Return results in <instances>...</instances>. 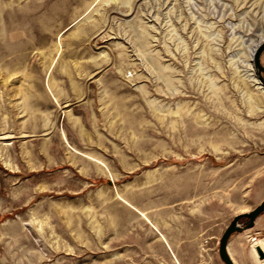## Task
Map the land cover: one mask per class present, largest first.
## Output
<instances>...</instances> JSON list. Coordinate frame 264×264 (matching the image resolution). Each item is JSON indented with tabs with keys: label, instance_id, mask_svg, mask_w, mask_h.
<instances>
[{
	"label": "rangeland",
	"instance_id": "1",
	"mask_svg": "<svg viewBox=\"0 0 264 264\" xmlns=\"http://www.w3.org/2000/svg\"><path fill=\"white\" fill-rule=\"evenodd\" d=\"M262 37L264 0H0V264H176L184 222L225 264L264 198Z\"/></svg>",
	"mask_w": 264,
	"mask_h": 264
},
{
	"label": "water",
	"instance_id": "2",
	"mask_svg": "<svg viewBox=\"0 0 264 264\" xmlns=\"http://www.w3.org/2000/svg\"><path fill=\"white\" fill-rule=\"evenodd\" d=\"M264 51V40L256 47L252 55V64L255 69V73L258 75L262 86L264 87V65L262 63V53ZM264 212V198L263 200L252 210L247 212H242L234 216L229 225L224 230L220 240H219V256L225 264H235L229 249L228 243L229 238L235 232L243 231L255 224L256 218ZM246 218V220L240 222L241 219ZM257 252L261 258L264 257V251L260 246H257Z\"/></svg>",
	"mask_w": 264,
	"mask_h": 264
},
{
	"label": "crops",
	"instance_id": "3",
	"mask_svg": "<svg viewBox=\"0 0 264 264\" xmlns=\"http://www.w3.org/2000/svg\"><path fill=\"white\" fill-rule=\"evenodd\" d=\"M257 218H256V221H257ZM184 227L186 228L185 222L181 226H177V228H175L173 232H169L168 234L164 233L167 237L166 238L167 244L160 237L158 238L160 244L163 245L165 249V253H168L170 255V258L173 259V261H175L176 264L190 263V260L187 255L191 253V250L193 248L197 249V245L200 242V239H199L200 235L198 236V234L195 232H190L188 236H185L186 232L183 229ZM248 237H250V242L253 239L258 238L257 235H248ZM189 249L190 251H188ZM248 255L251 259L256 261V264H260L258 258L256 257V255L254 254L252 250V246L250 247V250L248 251ZM231 256L236 264L235 255L231 254ZM238 260L240 261V259Z\"/></svg>",
	"mask_w": 264,
	"mask_h": 264
},
{
	"label": "bare ground",
	"instance_id": "4",
	"mask_svg": "<svg viewBox=\"0 0 264 264\" xmlns=\"http://www.w3.org/2000/svg\"><path fill=\"white\" fill-rule=\"evenodd\" d=\"M264 40V37H262L257 43H256V45L253 47V49H252V55H253V52L255 51V49H256V47L262 42ZM3 137H8V135H3ZM88 156H90V155H88ZM91 158H93V160H95V161H97V162H100V163H102L99 159H97L96 157H93V156H91ZM155 229H157L156 227H154ZM159 234H160V236H161V238H163L164 240H165V236H164V234L163 233H161L160 231H159ZM251 245H252V247H253V249H254V251L256 252V254L258 255V257H259V260L262 262V264L264 263V257L263 258H261L260 256H259V254H258V252H257V246H260V243L256 240V239H253L252 241H251ZM261 247V246H260Z\"/></svg>",
	"mask_w": 264,
	"mask_h": 264
}]
</instances>
